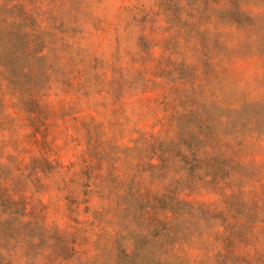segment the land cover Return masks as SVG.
I'll use <instances>...</instances> for the list:
<instances>
[{"label":"rangeland","instance_id":"374dc122","mask_svg":"<svg viewBox=\"0 0 264 264\" xmlns=\"http://www.w3.org/2000/svg\"><path fill=\"white\" fill-rule=\"evenodd\" d=\"M89 65L101 166L30 162ZM0 264H264V0H0Z\"/></svg>","mask_w":264,"mask_h":264},{"label":"trees","instance_id":"16d2710c","mask_svg":"<svg viewBox=\"0 0 264 264\" xmlns=\"http://www.w3.org/2000/svg\"><path fill=\"white\" fill-rule=\"evenodd\" d=\"M99 84L89 65L56 102H35L34 123L26 135L30 162L75 173L101 166V148L114 122Z\"/></svg>","mask_w":264,"mask_h":264}]
</instances>
